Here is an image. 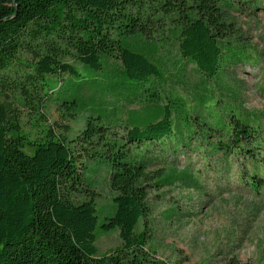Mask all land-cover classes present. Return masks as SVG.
Listing matches in <instances>:
<instances>
[{
  "label": "trees",
  "instance_id": "16d2710c",
  "mask_svg": "<svg viewBox=\"0 0 264 264\" xmlns=\"http://www.w3.org/2000/svg\"><path fill=\"white\" fill-rule=\"evenodd\" d=\"M240 1L0 0V264H159L147 247L151 183L193 175L151 174L147 152L183 129L188 139L199 137L198 126L201 135L221 131L214 153L234 159L253 189L264 187L260 122L231 106L220 111L217 97L193 116L185 98L163 86L160 66L137 49L171 33L181 58L217 80L230 36L223 5ZM118 97L160 109L135 116ZM47 101L65 121L84 119L79 140L67 137V125L49 123ZM26 112L48 125L36 138L23 130ZM85 147L108 166L115 193L102 223L92 167L80 165ZM99 228L117 229L121 245L99 255Z\"/></svg>",
  "mask_w": 264,
  "mask_h": 264
},
{
  "label": "rangeland",
  "instance_id": "374dc122",
  "mask_svg": "<svg viewBox=\"0 0 264 264\" xmlns=\"http://www.w3.org/2000/svg\"><path fill=\"white\" fill-rule=\"evenodd\" d=\"M223 14L230 24V36L217 80H206L193 63L181 58L178 43L171 33L158 39V44L140 42L137 49L160 66L165 76L163 86L184 97L193 116L205 113L206 100L217 97L220 111L231 106L251 115L264 128V0L223 5ZM68 62L81 73L88 72L75 59ZM122 98L117 100L126 112L135 116L152 115L160 109L154 105L140 108ZM46 105L49 123L67 125L70 128L67 137L71 141L79 140L84 119L65 121L60 118L57 105L51 101ZM128 113L123 117L127 118ZM176 121L182 130L181 119ZM22 126L29 137L36 138L48 125H42L34 114L26 112ZM182 131L175 142L164 148L152 147L147 152L149 173L160 172V177H168L172 171L187 170L193 175L191 179L169 178L159 185H154L155 181L151 183L147 200V247L152 259L159 264H228L232 259L238 264H264V187L259 191L253 189L249 181L239 176L234 159L214 153L213 148L224 141L221 131L201 135L203 131L198 126L199 137L190 139L185 130ZM177 140L178 149L174 145ZM83 151L86 156L80 165L85 162L92 167L90 176L96 187L94 196L102 223L113 214L115 207V193L108 181L109 168L98 157L87 153L92 149L85 147ZM121 243L117 229L97 230L99 255L114 250Z\"/></svg>",
  "mask_w": 264,
  "mask_h": 264
}]
</instances>
